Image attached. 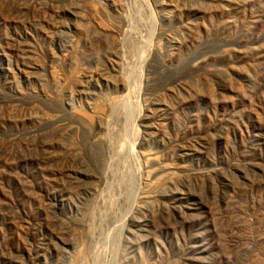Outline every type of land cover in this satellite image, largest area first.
Returning a JSON list of instances; mask_svg holds the SVG:
<instances>
[{
  "label": "rangeland",
  "instance_id": "374dc122",
  "mask_svg": "<svg viewBox=\"0 0 264 264\" xmlns=\"http://www.w3.org/2000/svg\"><path fill=\"white\" fill-rule=\"evenodd\" d=\"M0 264H264V0H0Z\"/></svg>",
  "mask_w": 264,
  "mask_h": 264
},
{
  "label": "bare ground",
  "instance_id": "6f19581e",
  "mask_svg": "<svg viewBox=\"0 0 264 264\" xmlns=\"http://www.w3.org/2000/svg\"><path fill=\"white\" fill-rule=\"evenodd\" d=\"M161 165V164H160ZM161 166H163V165H161ZM165 169V168H164ZM149 172V171H148Z\"/></svg>",
  "mask_w": 264,
  "mask_h": 264
}]
</instances>
